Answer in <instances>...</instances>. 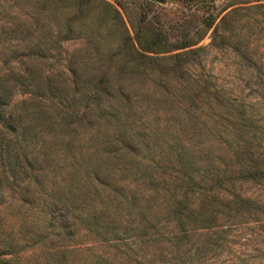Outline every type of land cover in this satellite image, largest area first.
Here are the masks:
<instances>
[{"label":"trees","instance_id":"trees-1","mask_svg":"<svg viewBox=\"0 0 264 264\" xmlns=\"http://www.w3.org/2000/svg\"><path fill=\"white\" fill-rule=\"evenodd\" d=\"M94 1L38 0L39 33L5 32L0 194L18 191L23 236L0 233V261L39 243L52 264H73L84 235L103 246L89 264L214 263L229 235L264 218L247 193L264 190L257 107L203 68L181 69L200 47L169 53L160 33L131 35ZM80 36L90 56L64 59L60 42ZM144 77L160 90L141 89Z\"/></svg>","mask_w":264,"mask_h":264},{"label":"rangeland","instance_id":"rangeland-1","mask_svg":"<svg viewBox=\"0 0 264 264\" xmlns=\"http://www.w3.org/2000/svg\"><path fill=\"white\" fill-rule=\"evenodd\" d=\"M37 1L0 0V49L13 43L5 33L11 28L17 26L27 33L40 32L42 17ZM105 1L117 9L119 26L126 28L131 35L140 30L158 32L165 37L168 47L173 49L169 53L200 47L199 53L195 55H198L197 59L191 64L182 65L181 69L188 66L190 70L202 71L203 68L204 72L211 74L228 90L247 95V101L257 107V118L264 124V0ZM97 2L98 0L94 1ZM214 34L218 38L216 42L212 41ZM60 43L65 50L62 52L64 59L72 58L75 53L90 56L87 37H73ZM185 43L192 44L176 49ZM54 60L52 57L48 62ZM157 72L158 70L154 73ZM144 79L145 85L141 89L151 93L160 90L150 77ZM136 86L141 87L139 83ZM19 183L18 189L24 182ZM247 191L253 197L264 200L262 186L248 184ZM1 193L0 233L5 231L12 238L9 240L21 241L23 212L16 204L18 191L4 188ZM263 224L264 218L247 220V226L240 236L233 233L229 235L228 247H224L220 254L215 252L212 258L214 263L211 264H264ZM75 245L79 251L77 261L73 264H89L92 255L103 249L90 236L84 235L79 237ZM56 258L48 248L40 247L39 243L1 256L3 261L9 260V264H52V260Z\"/></svg>","mask_w":264,"mask_h":264}]
</instances>
